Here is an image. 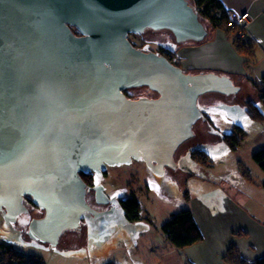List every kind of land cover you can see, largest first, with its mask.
<instances>
[{
  "label": "water",
  "instance_id": "95a60500",
  "mask_svg": "<svg viewBox=\"0 0 264 264\" xmlns=\"http://www.w3.org/2000/svg\"><path fill=\"white\" fill-rule=\"evenodd\" d=\"M76 29L78 33L74 31ZM171 32L202 42L208 27L189 0H0V211L4 228L29 212L30 238L56 248L62 233L114 213L86 199L81 174L143 160L157 174L176 166L202 116L199 98L235 94L223 73L186 72L130 34ZM146 86L155 98H130ZM99 196H104L102 191Z\"/></svg>",
  "mask_w": 264,
  "mask_h": 264
},
{
  "label": "crops",
  "instance_id": "0c3cea01",
  "mask_svg": "<svg viewBox=\"0 0 264 264\" xmlns=\"http://www.w3.org/2000/svg\"><path fill=\"white\" fill-rule=\"evenodd\" d=\"M220 1L227 11L250 12L251 22L245 30V35L255 42L253 59L238 52L224 30L211 26L208 27L206 40L188 43L179 49L177 56L183 69L191 73L214 71L229 75L234 83L240 86L238 93L243 89L247 90L250 94L247 101L257 103L259 107V103L263 104V101L252 81H259L264 75V0ZM260 146L264 147V139ZM263 183L264 179L253 186L221 183L193 194L189 201L190 209L202 231L203 239L184 248H177L167 238L162 231L163 220L158 221L153 212H144L142 208L139 220L130 221L120 211L108 220L110 227L106 231L103 227L106 221L99 220L94 229L92 226L90 232L88 229L87 240L62 242L61 247L72 243H78L79 247L61 250V257H57L53 263L47 261L46 257H51L47 253L36 255L42 256L46 264H83L81 259L74 257L76 255L91 256L85 264H228L224 257L230 247L236 246L243 258L254 261L264 256ZM89 221H86V227H89ZM152 225H156V232L150 231ZM119 231L129 235H142L145 240H141V244L136 241L135 251H131V255L127 257L110 254L106 258H100L99 248ZM96 243V252L86 248L91 244L90 248H93ZM33 246L40 249L52 248L46 244ZM107 258V262L103 261Z\"/></svg>",
  "mask_w": 264,
  "mask_h": 264
},
{
  "label": "rangeland",
  "instance_id": "374dc122",
  "mask_svg": "<svg viewBox=\"0 0 264 264\" xmlns=\"http://www.w3.org/2000/svg\"><path fill=\"white\" fill-rule=\"evenodd\" d=\"M236 31V35L244 34L243 31L240 34L238 29ZM129 38L144 49L154 50L158 53H170L171 51V55L174 52L178 53L179 49L188 43H192H176L170 32L151 29H147L142 34H130ZM154 93L146 86L128 88V94L134 98L152 96ZM249 97L250 94L245 89L240 93L231 95L218 92L202 94L199 98V106L202 105L200 107L204 108L202 116L194 124V135L186 140L176 152V166L174 168L165 167L163 173L157 174L148 168L144 161L133 160L131 163L110 166L107 169L108 173L100 177L101 185L106 187L108 193H114L117 198L135 195L141 202L143 211L153 212L158 221L163 220V224L174 213L185 208L190 209L191 196L209 186L221 183L229 185V182L243 186L245 184L249 186L258 185L264 179V170L254 160L253 154L260 148H264L260 146L264 139V120L254 119L248 114L246 107ZM206 103H209V106L203 105ZM259 107L264 114V105L259 103ZM239 127L243 128L245 133L237 149L218 146L222 141L223 133L236 131ZM198 149L210 153L211 165L200 164L191 157V151ZM246 172L253 176L256 182L248 180L245 176ZM41 214V210L39 212L34 210L31 213L22 214V217H27L29 221L32 216H40ZM152 226L150 231L156 232V225ZM24 233L26 235L27 230ZM26 240L22 241L13 233L6 231L3 213L0 211V255H3L7 249L19 251L24 260L21 263L19 259H16L15 264H31L34 259L31 257L40 253L49 254L52 259L49 256L46 259L49 263H53V260L61 257V250H73L79 247L78 243H72L66 247H61L62 244H59L56 249H40L29 243L33 242L30 240L36 241L35 239L27 238ZM141 240H145L142 235L138 236L135 233L129 235L127 232L119 231L113 237H109L106 244L99 248V257L106 258L110 254L127 257L131 255V251H135V242L141 244ZM39 242L45 245V243ZM83 246L86 247V245ZM90 247L92 244L86 248L94 252L98 249L97 243L93 244V248ZM74 257L81 259L83 264L91 258L89 255L79 257L76 255ZM103 261L107 262L108 258ZM0 264L12 263L0 261Z\"/></svg>",
  "mask_w": 264,
  "mask_h": 264
},
{
  "label": "trees",
  "instance_id": "16d2710c",
  "mask_svg": "<svg viewBox=\"0 0 264 264\" xmlns=\"http://www.w3.org/2000/svg\"><path fill=\"white\" fill-rule=\"evenodd\" d=\"M198 10L201 21L207 26L222 29L226 32L228 37L231 39L232 44L242 54L250 56L251 59L255 56V42L250 40L248 36L245 35V30L243 35H236L235 32L237 28L241 26L238 24L237 28H232L229 25V12L224 9V6L220 0H189ZM208 23V24H207ZM77 33V30L74 29ZM171 33V32H170ZM172 34V33H171ZM208 36V35H207ZM174 37V35H173ZM207 38V37H206ZM175 39V37H174ZM206 40V39H205ZM176 41V40H175ZM132 43L139 47L138 44L132 41ZM144 49V48H143ZM165 55L171 62L180 66V60L177 53L174 52L173 55L170 53H160ZM202 72V71H198ZM196 73V72H193ZM254 88L260 94L264 105V75L259 81H252ZM148 88V87H147ZM124 93L130 97L134 98L131 94H128V89ZM248 114L258 120H264V114L262 110L258 107L257 103L249 101L247 104ZM244 129L239 127L236 131L223 133V142L226 148L237 149L241 144V140L244 136ZM191 157L198 163L204 164L206 166L211 165L210 153L203 149L191 151ZM253 158L259 163L261 168L264 170V148H260L255 151ZM248 180L256 182L255 178L251 176L248 172L245 173ZM264 186V183H263ZM31 201V200H30ZM121 207L124 211L126 218L130 221H136L141 219L142 206L139 199L132 195L131 197L123 198L120 200ZM33 204V203H32ZM34 206V204H33ZM35 207V206H34ZM162 231L171 241V243L177 248H184L197 243L203 239L202 231L194 217L191 209L185 208L176 213H174L170 219H168L162 225ZM14 249H7L0 255V261H10V263L15 264V260L19 259L21 263L24 260L23 255ZM34 258L31 264H46L43 257L40 255H33ZM225 261L228 264H264V256L257 258L254 261H249L240 255V251L236 246H232L228 249L225 255ZM30 264V263H29Z\"/></svg>",
  "mask_w": 264,
  "mask_h": 264
},
{
  "label": "flooded vegetation",
  "instance_id": "af4514ba",
  "mask_svg": "<svg viewBox=\"0 0 264 264\" xmlns=\"http://www.w3.org/2000/svg\"><path fill=\"white\" fill-rule=\"evenodd\" d=\"M77 33H78V31H77ZM144 50H150V49H144ZM151 51H153V50H151ZM157 96H158V94H157V92H155L152 96H148V97L155 98ZM137 98H139V97H137ZM203 105L209 106V103H206ZM200 106H202V105H200ZM201 108H202V110H204L203 107H201ZM219 146H225V145L223 142H221V145H219ZM141 161H143V160H141ZM109 167L110 166H107V168L105 170H102L100 173H97L95 171H89V172H85V173L81 174L82 178L84 179V181L87 184L86 199L89 202V204L97 210H110L112 207L115 208L114 213H111V214H108L106 216L99 218L100 221H106V223L103 224L104 231H106L108 229V227H110V225L108 224V220L113 218L114 214H116L120 211L124 213V211L121 207V204H120V202H121L120 200L123 198H117L114 193H108L106 190V187L102 186L101 185L102 182H100V177L108 173L107 169ZM101 191H102V194L104 196L98 197V193ZM24 202H26V204L28 205V208H29L28 213H31V211H34V210H38V212H39V210L42 211V214L40 216L39 215L32 216L30 218V220L34 217H41L43 215L44 211L40 208L34 207L32 202L30 201V199L28 197L25 196ZM22 216L23 215L18 217L17 222L14 224V227L16 229H18L20 232V234L17 235L16 237H18L20 240L24 241L27 238H30L28 235V225H29L30 220L28 221L27 217H22ZM87 220H90L89 221V224H90L89 227L85 226V223ZM96 225L97 224H96V222H94L92 215L86 214L81 221V226L79 229L68 230V231H65L64 233H62V235L60 237V244H61V242H70V241L73 242L76 240H84V239L87 240L88 239V237H87L88 229L90 232L91 226L94 229V227H96ZM25 230H27L26 235L24 233ZM30 241H33V242H29L30 244H33V245L40 244V242L37 240L36 241L30 240Z\"/></svg>",
  "mask_w": 264,
  "mask_h": 264
},
{
  "label": "built area",
  "instance_id": "2783aa9c",
  "mask_svg": "<svg viewBox=\"0 0 264 264\" xmlns=\"http://www.w3.org/2000/svg\"><path fill=\"white\" fill-rule=\"evenodd\" d=\"M229 16H230L229 25L232 28H237L238 24L241 26L240 28H237L240 34H242V31L244 32V30L247 29L248 25L251 22V14L249 11H243V12L230 11Z\"/></svg>",
  "mask_w": 264,
  "mask_h": 264
}]
</instances>
